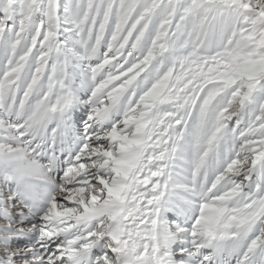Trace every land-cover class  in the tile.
I'll return each mask as SVG.
<instances>
[{
    "label": "snow or ice",
    "instance_id": "obj_1",
    "mask_svg": "<svg viewBox=\"0 0 264 264\" xmlns=\"http://www.w3.org/2000/svg\"><path fill=\"white\" fill-rule=\"evenodd\" d=\"M0 264H264V0H0Z\"/></svg>",
    "mask_w": 264,
    "mask_h": 264
}]
</instances>
